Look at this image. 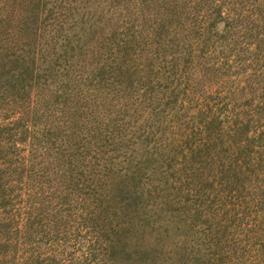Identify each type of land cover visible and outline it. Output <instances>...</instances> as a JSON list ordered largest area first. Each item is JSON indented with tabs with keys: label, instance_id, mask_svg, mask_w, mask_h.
<instances>
[{
	"label": "rangeland",
	"instance_id": "1",
	"mask_svg": "<svg viewBox=\"0 0 264 264\" xmlns=\"http://www.w3.org/2000/svg\"><path fill=\"white\" fill-rule=\"evenodd\" d=\"M0 264H264V0H0Z\"/></svg>",
	"mask_w": 264,
	"mask_h": 264
}]
</instances>
